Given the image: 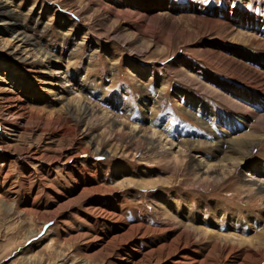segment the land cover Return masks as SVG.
Returning a JSON list of instances; mask_svg holds the SVG:
<instances>
[{
    "label": "rangeland",
    "instance_id": "obj_1",
    "mask_svg": "<svg viewBox=\"0 0 264 264\" xmlns=\"http://www.w3.org/2000/svg\"><path fill=\"white\" fill-rule=\"evenodd\" d=\"M2 1L16 11L23 30L44 48L51 63L23 59L22 50L2 47L0 40V264L251 263L254 246L241 239L264 231V195L244 183L239 170L256 158L264 161V141L249 147L243 166L209 185L196 181L191 160L198 151L216 160L212 147L189 150L171 165L108 119L114 114L140 125L151 115L157 125L167 122L166 133L212 139L219 132L217 118L230 110L182 80L181 71L217 90L253 100L258 96L263 102L260 91L215 63L207 51L209 42L224 55L243 51L248 66L264 70L259 64L264 49L241 45L219 29L204 32L190 18L228 22L264 39V0ZM160 1L164 8L158 7ZM155 10H169L177 22L152 18ZM179 30L188 37L179 38ZM0 36L7 38L2 30ZM56 66L67 70L73 90L57 83ZM144 67L146 74L151 69L148 78L141 72ZM78 80L92 88L83 97L108 116L97 110L99 115L77 120L64 108L75 89L80 91ZM180 91L214 110L216 122L210 128L187 111L199 116L201 108L185 98L177 102ZM104 99L123 100L125 107ZM146 100L147 112L142 109ZM114 140L128 156L113 150ZM117 165L124 172L115 170ZM160 196L169 206L177 203L176 209L159 208ZM188 220L206 231L183 233L188 246L181 243L179 249L195 248L193 263L178 257L179 249L165 256V244L184 232ZM215 236L228 238H220L219 248H213ZM260 260L256 264H264V257Z\"/></svg>",
    "mask_w": 264,
    "mask_h": 264
},
{
    "label": "bare ground",
    "instance_id": "obj_2",
    "mask_svg": "<svg viewBox=\"0 0 264 264\" xmlns=\"http://www.w3.org/2000/svg\"><path fill=\"white\" fill-rule=\"evenodd\" d=\"M157 4L159 8H164L163 6H165V3L162 1H160ZM147 9L148 8L146 7L145 12L147 11ZM152 13H151V15H153L152 18H162L163 20H166V22L167 21L177 22V20L174 19L173 15L170 14L169 10H162V11L155 10ZM136 14L137 16L143 18L147 16V15H140L138 13ZM190 19L192 23L194 22L197 24L195 26H198L200 30H204V32H212V31H217L219 29L221 32H224L226 35H230L232 41L238 42L241 45L249 46V47L253 46L255 48L264 49V39L257 38L253 32H246V31L243 32L236 30V28H234L230 23L219 21L212 18L210 19V18H204V17L201 18V17L192 16ZM23 26L24 23L22 22L21 18L16 14V11L13 8L7 6L6 2L0 0V30H2L4 35L7 36V38L4 39L0 36V40L2 41L1 42L2 47H6L7 45H13L14 47L13 50L23 51L24 53L22 56L23 59L31 58L32 61H36L38 63H46L45 66L50 65L51 63L49 59L50 57L48 56L44 48L38 45L37 41H34V38L23 30ZM185 35H187L185 31L179 30V38L188 37ZM209 44H211L208 45L209 47L211 46V48L209 51H207L208 53L207 56L209 55V58L212 57L213 60H215V63H218L222 68H227V70L230 71L231 74L234 73L235 75V73H237L238 76L242 75V77L249 83L251 87L256 88L258 91L261 92L262 95H264V70L258 68L254 69L248 66L245 63V58H248V61H250L249 56L242 53L243 51L241 53H239L240 51L235 52L234 57L224 55L219 50L215 49V46L211 42H209ZM132 64L134 65L135 63L132 62ZM259 64H264V61L260 62ZM60 69L61 67L59 66L55 69V73H58L59 75L57 76V80H58L57 83L63 86L71 85L72 86L71 89L74 88L73 84L66 77L68 75L67 70L66 69L60 70ZM146 71H148V69L144 67L142 68L141 72L145 75V78H148L151 75V69L149 74H146L145 73ZM180 75L182 80L189 82V85L196 87L205 94H211L214 98H217L220 101L224 102L226 104V107H228V110H230V112L228 113L225 112L224 114H220L219 118H217L216 129H218L219 132L218 135H215V132L213 131L214 136L212 139L205 141L202 138L197 139L192 136L183 137V134H179V133L178 134L166 133L165 128L167 127V122L163 121L161 125L160 124L157 125L156 120L151 115H146V118L148 120L147 121L143 120L140 125L136 124L135 122L128 123L126 122V120L118 118L114 114L113 115L110 114L111 116H109L110 119L108 120H110L109 122H111V124L115 126H121V127L123 126L122 128L125 127L126 134L128 135L129 139H136V138L140 139L146 144V148L150 150V152L152 151L153 153H157L158 157L162 158V161L164 162L167 161L171 163V165H175L178 162H180L179 156L184 155V153L189 150L199 149L205 146L212 147L213 150H216L218 152L216 154L217 155L216 160L208 159V157H206L200 151L196 152L195 157H193V159L191 160V167L192 170L194 171V175L196 176V181L209 183L210 180L211 181L213 179L215 180V178L218 179L220 175L226 176L227 174L233 172L235 168L240 167L241 165L243 166V164H245L244 162L246 161L247 156L250 154V150H248L249 147H254L256 144H259L262 141H264V101L261 102V99L263 98L258 96H256L255 100H253L250 99L245 94H242V96L238 97L237 93H232L231 91L229 92L228 89L217 90L213 88L212 85L201 82L195 77L191 76L190 74H186V72L184 71H181ZM164 82L165 80L161 81L160 83L162 84V87L165 86ZM76 84L77 87L80 86V91H77V89H75V95L68 97V101H66V103L63 104L64 108L68 112L72 113L77 120H84L85 118H89V117L92 118V116L95 117V115H97L98 113L102 114L103 116H108L109 114L108 111H105L104 108L102 107L94 105L93 103L87 101V99L83 97V95H85L83 94V92H89L92 89L89 86V84H87L86 81H80V80H78V83ZM103 93L104 91L99 92L100 98H104L103 95L105 93L104 94ZM182 98H185L189 105H194V106L196 105L198 108L202 109V114H200L199 116H196V114H194V111L191 112L189 109L187 111L190 114L192 113L196 121L202 123L204 127L210 128L211 121L216 122L214 120L215 119V114L213 112L214 110L209 106L208 103L206 104L205 101L202 102L203 100L200 101L198 99H193V97L190 94L180 91L179 97L177 98L178 99L177 102H179L180 99ZM106 101H109V104L111 103V105L112 104L118 105L120 108L125 107V102L123 100L116 102L113 101L112 99H107V100L104 99L103 102ZM118 106H115L114 108H117ZM149 106L150 103L148 100H146L143 102L142 109L147 112L148 110H150ZM97 110H99L98 113ZM233 120L235 124L231 122ZM236 122H238L239 124ZM145 123L148 124L149 128L148 126L145 125ZM122 128L118 127V129H122ZM3 134H5V132ZM115 136L116 135L112 136L111 141H113ZM112 145L114 147L113 149L114 151L121 152L122 155L123 154L127 156L129 155L126 153V148H124L121 145H118V143L115 140L114 142H112ZM82 151L86 152L88 150L83 149ZM234 152L237 153L238 155L233 156L231 153ZM247 166L249 168L239 170L242 179H244L243 180L244 183L246 182L248 186H255L256 192L264 195V161L258 160V158H256L250 161ZM124 168L125 167L123 165L122 166L117 165L115 170L119 172H124L123 171ZM191 173L193 174V172ZM154 184L155 183H152L151 185L153 186ZM158 205L159 208H164V209L171 208L172 205L174 206L175 209L177 207V203H175L174 201L169 206L168 199L164 198L163 196H160V202L158 203ZM187 215L184 214L183 218L189 217V215L188 216ZM190 221L192 222V220H188V223H184V230L181 229L184 232L181 231L180 233H178L177 236H175L174 239H172V241L168 242L167 244L163 242V245L165 244L164 247L166 248L165 249L166 251L164 250L165 256L167 255L170 256L171 254L172 257L173 252L177 254L176 251L179 249V246H183L180 245L181 243L184 244L185 246V244L188 242V238L183 233H186V231L187 233L193 231H199L202 232V234H206V231L204 230L201 231L198 227L192 226ZM215 238L217 239V241L213 245V248H219V244L222 242L220 238L225 240L226 238H228V236L225 237L215 236ZM241 241L245 243H250L251 245L254 246V250L250 251L251 255H249V258L252 257L251 258L252 261L251 259L248 258L251 261V263L248 262L249 264H256L258 260L264 257V231L255 235L254 237H250L249 239H241ZM163 245L162 246L160 245L159 247H163ZM180 249L178 250V254H180L177 255L178 257L183 256L185 259H189L191 263L197 261L195 258L198 252L196 251L195 248L192 249L190 248L187 251H183V250L180 251ZM231 249L232 248H230L229 250ZM245 256H242V258L243 257L245 258ZM203 263L205 262L203 261L199 262V264H203Z\"/></svg>",
    "mask_w": 264,
    "mask_h": 264
}]
</instances>
